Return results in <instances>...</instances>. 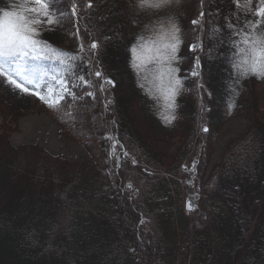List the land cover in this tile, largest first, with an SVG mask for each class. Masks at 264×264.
Wrapping results in <instances>:
<instances>
[{"label": "trees", "instance_id": "1", "mask_svg": "<svg viewBox=\"0 0 264 264\" xmlns=\"http://www.w3.org/2000/svg\"><path fill=\"white\" fill-rule=\"evenodd\" d=\"M88 2L77 0L84 7L80 28L97 39L99 70L115 87L100 94L91 112L77 111L75 120L48 107L46 112L106 173L52 158L35 146L14 148L2 127L0 264H264V80L242 81L236 107L227 115L225 81L230 69L223 59L205 57L204 80L213 93L205 117L209 132L199 131L195 78L184 81V87L192 90L178 97V119L167 124L157 118L160 107L147 94L151 85L142 81L144 89L137 86L129 49L137 35L153 36L168 15L178 14L177 22L187 28L190 19L185 17L191 18L193 9L198 12L200 0L174 5L164 16L156 9H139L138 0H91V9ZM244 2L240 0L238 9L233 0H205L206 11L220 9L222 14L209 28L215 24L223 28L224 15L238 27L245 19H255L244 14ZM18 4L0 0V14L16 10ZM256 6L257 0H252V8ZM56 7L66 9V0ZM73 31L72 21L66 19L48 31L46 40L50 42L51 36L53 46L75 51ZM229 36L225 31L216 42ZM219 52L227 54L228 49L221 47ZM192 59L188 56L180 65L185 72ZM48 67L61 70L58 63L45 62ZM105 96L112 100L107 113L102 109ZM95 113L100 114L97 120L92 119ZM234 118L246 120L248 126L226 144L215 173L203 180L220 130ZM107 134L115 135L119 146L129 152L121 170L116 171L115 162L109 160ZM249 137L259 147L242 165L244 153L238 149L247 147ZM193 160L197 161L193 193L198 201L194 212L187 213V175L182 169L185 165L190 169ZM129 182L136 198L123 191ZM65 218L64 228L54 233V225Z\"/></svg>", "mask_w": 264, "mask_h": 264}, {"label": "snow or ice", "instance_id": "2", "mask_svg": "<svg viewBox=\"0 0 264 264\" xmlns=\"http://www.w3.org/2000/svg\"><path fill=\"white\" fill-rule=\"evenodd\" d=\"M30 2L31 7L21 2L15 6L17 10L2 11L0 14V78L22 94L35 96L49 109L61 111L65 118L75 120L77 111L91 112L95 108V102L100 99V94H106L109 86L115 87V83L112 79L104 77L99 70V62L96 60L99 43L91 32L80 28L79 22L83 18L81 13L84 7L78 4L77 0H66V9L56 7L60 0ZM192 2L193 0H138L137 6L141 10H159L157 14L164 16L172 11L174 5H191ZM233 4L238 9L241 7L240 0H233ZM86 7H93L91 0ZM242 7L245 15L251 13L255 17L245 19L243 27H238L229 16L224 15L223 28L219 24L209 28L213 19L222 14L220 9L206 11L205 0H200L198 12L193 9L192 17H185L190 19L187 28L177 22L178 14L168 15L166 24L164 20L159 21L158 30L153 36L145 39L143 35H137L136 42L129 49L130 68L137 77L139 88L145 87L142 81L151 85V88L146 90L147 94L156 102L157 107L167 113L163 118L165 123L171 124L178 119V97L192 90L184 87V81L195 78L194 90L201 113L199 131L209 132L205 117L211 111L208 101L213 98V93L206 87L204 80L202 60L205 57L209 60L223 59L230 69L225 81L227 115H231L236 107L242 81L251 77L264 80V30H261L264 28V0H257L255 9L252 8V0H245ZM236 18L238 21V13ZM66 19L72 21L73 35L77 41L75 51L58 49L43 38L44 32L62 26ZM225 31L230 33L228 40L221 38L217 43V37ZM221 47L228 49L227 54L219 52ZM182 51L184 55H181ZM214 52L217 56H213ZM188 56L193 59L185 72L180 65ZM45 62L58 63L61 70L49 72L45 68ZM182 72L185 74L180 75ZM92 76L97 79H89ZM81 102L85 106L83 109ZM111 104L112 100L105 96L102 103L104 113L110 110ZM99 115L93 114L92 119L97 120ZM111 123L115 124V120ZM104 126L107 127V122ZM104 139L111 142L112 148L119 144L110 134L105 135ZM256 147L259 145L254 147L249 137L247 147L238 149L244 153L241 157L242 165L246 163L248 155H255ZM123 156L128 157L129 152L125 151ZM131 163L136 165L137 160L133 158ZM122 164L123 161L117 158L115 166L121 167ZM196 164L197 161L193 160L192 168L189 169L185 165L184 170L194 173ZM126 187L133 189V184L129 182ZM185 207L191 212L196 206L189 200ZM65 222L66 218L58 220L53 232L63 229ZM140 223L143 224L144 220L141 219Z\"/></svg>", "mask_w": 264, "mask_h": 264}, {"label": "rangeland", "instance_id": "3", "mask_svg": "<svg viewBox=\"0 0 264 264\" xmlns=\"http://www.w3.org/2000/svg\"><path fill=\"white\" fill-rule=\"evenodd\" d=\"M14 1L20 3L24 1L27 7L32 6L30 0H8V2ZM6 4L8 5L9 3ZM46 34H48V31L44 32L43 38L45 40ZM49 40L51 43H55L51 36ZM55 45L58 46V44ZM63 48L64 47H61V49ZM47 70L49 72L53 70L58 71V68L48 67ZM45 79H48V77H45ZM110 87L111 86H109V88ZM46 108L47 106L37 97L22 94L18 89L8 85L0 78V130L2 127L7 129L8 142L12 147L35 146L39 149H43L52 158H56L68 164H84L93 169L96 168L105 175L106 170L101 165L95 163L79 143L70 139L66 131L60 125L56 124L52 117L46 112ZM166 114L167 113L160 107L157 112V118L164 121L163 118ZM247 126L248 123L246 120L234 118L229 120L222 127L214 145V151L203 180L215 173L222 159L226 144L238 138L245 131ZM112 136L115 137V135ZM110 152L112 156L119 154L123 159L122 166H115V170L118 171L124 168L126 166L127 157L118 153V146L116 145ZM183 172L187 175V198L195 205L197 199L193 193L195 172L193 173L185 170H183ZM188 181L191 183H188ZM123 191L126 192L124 188ZM143 224L140 223V225Z\"/></svg>", "mask_w": 264, "mask_h": 264}, {"label": "bare ground", "instance_id": "4", "mask_svg": "<svg viewBox=\"0 0 264 264\" xmlns=\"http://www.w3.org/2000/svg\"><path fill=\"white\" fill-rule=\"evenodd\" d=\"M114 87H110V88H108V90H111V89H113ZM117 146H118V153H120V154H123L125 151L119 146V144H117ZM112 149V146H111V143H110V150ZM87 153V152H86ZM88 154V153H87ZM111 157V158H110ZM109 157V160L110 161H116V159L117 158H119L120 160H123L120 156H119V154H115L114 156H110ZM114 157V158H113ZM91 158V157H90ZM196 166H197V164H196ZM184 169H182V171H183ZM128 183H126L125 184V186H124V189L126 190V192L127 193H130V194H132V197L133 198H136V196H137V192L136 191H134V189H128L127 187H126V185H127ZM196 196V195H195ZM196 204H195V206H197V201H198V197L196 196ZM188 200V198H187V196H186V199H185V201H184V210H185V212H187L186 211V209H185V203H186V201ZM189 201V200H188ZM195 209H196V207H195ZM192 212H194V210L193 211H191V212H187V213H192Z\"/></svg>", "mask_w": 264, "mask_h": 264}, {"label": "water", "instance_id": "5", "mask_svg": "<svg viewBox=\"0 0 264 264\" xmlns=\"http://www.w3.org/2000/svg\"><path fill=\"white\" fill-rule=\"evenodd\" d=\"M187 201H188V200H187ZM187 201H186V202H187ZM185 205H186V203H185ZM185 209H186V207H185ZM186 211H187V210H186ZM187 212H189V211H187Z\"/></svg>", "mask_w": 264, "mask_h": 264}]
</instances>
